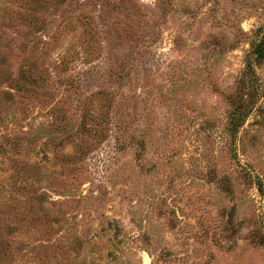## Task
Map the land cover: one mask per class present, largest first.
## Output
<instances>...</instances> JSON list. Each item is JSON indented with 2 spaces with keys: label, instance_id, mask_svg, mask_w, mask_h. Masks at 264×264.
<instances>
[{
  "label": "rangeland",
  "instance_id": "obj_1",
  "mask_svg": "<svg viewBox=\"0 0 264 264\" xmlns=\"http://www.w3.org/2000/svg\"><path fill=\"white\" fill-rule=\"evenodd\" d=\"M263 37L264 0H0V264H264Z\"/></svg>",
  "mask_w": 264,
  "mask_h": 264
},
{
  "label": "trees",
  "instance_id": "obj_2",
  "mask_svg": "<svg viewBox=\"0 0 264 264\" xmlns=\"http://www.w3.org/2000/svg\"><path fill=\"white\" fill-rule=\"evenodd\" d=\"M252 59V62H248L246 65L247 74L250 76V78L255 81L254 75H253V68L251 67L253 64H257L260 61L264 59V37L257 40L256 42L252 43L251 50H250ZM249 86L244 85L243 87V94L247 95L245 93L248 90ZM243 99V95L239 97L237 104H240L241 106L233 113L232 120H233V127L234 129H237L241 123L243 122L244 118L246 117L248 113V102L244 103L243 101H240ZM240 101V102H239ZM239 102V103H238Z\"/></svg>",
  "mask_w": 264,
  "mask_h": 264
}]
</instances>
